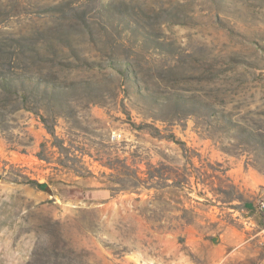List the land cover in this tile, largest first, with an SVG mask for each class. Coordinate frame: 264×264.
Instances as JSON below:
<instances>
[{
  "label": "rangeland",
  "instance_id": "obj_1",
  "mask_svg": "<svg viewBox=\"0 0 264 264\" xmlns=\"http://www.w3.org/2000/svg\"><path fill=\"white\" fill-rule=\"evenodd\" d=\"M263 195L264 0H0V264H256Z\"/></svg>",
  "mask_w": 264,
  "mask_h": 264
},
{
  "label": "built area",
  "instance_id": "obj_2",
  "mask_svg": "<svg viewBox=\"0 0 264 264\" xmlns=\"http://www.w3.org/2000/svg\"><path fill=\"white\" fill-rule=\"evenodd\" d=\"M120 137H121L120 133H113L112 134L113 139H119ZM258 207H259L260 212L264 214V195L262 196ZM258 264H261V263H258Z\"/></svg>",
  "mask_w": 264,
  "mask_h": 264
},
{
  "label": "trees",
  "instance_id": "obj_3",
  "mask_svg": "<svg viewBox=\"0 0 264 264\" xmlns=\"http://www.w3.org/2000/svg\"><path fill=\"white\" fill-rule=\"evenodd\" d=\"M31 183H33L34 185H37V186H41L42 185L41 183L37 182L36 180H32Z\"/></svg>",
  "mask_w": 264,
  "mask_h": 264
},
{
  "label": "crops",
  "instance_id": "obj_4",
  "mask_svg": "<svg viewBox=\"0 0 264 264\" xmlns=\"http://www.w3.org/2000/svg\"><path fill=\"white\" fill-rule=\"evenodd\" d=\"M236 261H237V260H236ZM258 263L264 264V258L262 259V261H257L256 264H258Z\"/></svg>",
  "mask_w": 264,
  "mask_h": 264
}]
</instances>
